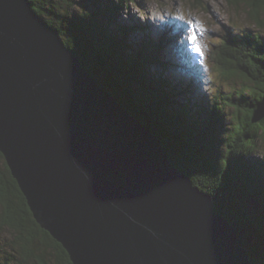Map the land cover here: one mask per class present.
<instances>
[{"label": "water", "instance_id": "obj_1", "mask_svg": "<svg viewBox=\"0 0 264 264\" xmlns=\"http://www.w3.org/2000/svg\"><path fill=\"white\" fill-rule=\"evenodd\" d=\"M264 119V97L251 122ZM0 154L71 264H252L209 195L29 0H0Z\"/></svg>", "mask_w": 264, "mask_h": 264}, {"label": "trees", "instance_id": "obj_2", "mask_svg": "<svg viewBox=\"0 0 264 264\" xmlns=\"http://www.w3.org/2000/svg\"><path fill=\"white\" fill-rule=\"evenodd\" d=\"M123 1L128 0H120ZM29 2L40 17L53 14L51 4L46 5L44 0ZM248 5L254 13V21L259 23L258 15L264 14V0H249ZM110 9L109 12L94 10L72 17L66 32L61 27L54 29L51 20L46 23L60 36H66L63 43L74 51L92 77L103 74V88L118 102H123L131 115L151 128L165 147L170 162L193 186L210 196L214 212L234 227L249 261L264 264V163L249 164L243 159L253 154L256 139H264V119L251 122L256 106L264 97V45L248 35L234 37L228 32L214 56L223 80L239 76L261 90L258 96L251 94L254 98L250 104H243L242 93L231 101L236 114L241 116L236 118L230 137L222 140L224 152L218 153L216 129L221 112L217 100L211 102L209 111L200 107L196 114L192 113V122L188 119L191 113L188 105L172 108L171 95L161 82L170 81L177 86V81L170 76L167 80L145 68L165 66L158 53L166 45L167 37L161 36L157 42L146 37L131 55L126 54L130 46H135L127 41V29L118 27V35H111L98 22L99 18L105 19L104 25L113 22L115 11ZM129 30L134 32L137 27H129ZM124 96L129 97L128 103ZM167 107L172 110L163 109ZM202 114L206 119H202ZM0 160L3 161L0 166V221L14 233L23 261L71 264L61 245L35 223L1 154Z\"/></svg>", "mask_w": 264, "mask_h": 264}, {"label": "rangeland", "instance_id": "obj_3", "mask_svg": "<svg viewBox=\"0 0 264 264\" xmlns=\"http://www.w3.org/2000/svg\"><path fill=\"white\" fill-rule=\"evenodd\" d=\"M248 2L249 0H237L235 3L232 0H44L46 5L51 4L53 14L41 18L45 22L51 20L54 29L61 27L66 32L72 17L94 10L109 12L110 8H114L112 23L104 25L105 19L100 18L97 21L111 35H118V27L127 29V41L135 45L125 52L129 55L144 38L149 37L157 42L165 35L167 43L158 53L160 62L165 66L150 65L145 68L150 73H159L165 78L170 76L177 81V86L170 81L161 82V85H166L165 91L171 95L172 108L189 106L191 113L188 114V119L191 122L192 113H197L200 107H206L209 111L211 102L217 100L221 119L216 129V150L223 153L222 140L230 137L237 123L236 118L241 116L236 114L231 101L242 93L243 104H250L253 94H261L259 88L242 77L223 80L214 59L228 32L234 37L248 35L259 39L264 45V14L260 12L259 23H256ZM190 20L193 22L191 26L187 23ZM129 27H137V30L131 32ZM142 28L145 29L143 32L140 31ZM193 32L198 37L203 56L194 51L188 39ZM60 38L63 41L66 36ZM94 79L101 85L103 74H97ZM128 98L124 96L126 103ZM172 108L163 109L170 112ZM202 119H206L203 114ZM243 159L249 164L258 161L264 163V139H256L253 154L246 155ZM2 163L0 160V166ZM14 238L12 230L1 225L0 221V264H33L23 261Z\"/></svg>", "mask_w": 264, "mask_h": 264}, {"label": "snow or ice", "instance_id": "obj_4", "mask_svg": "<svg viewBox=\"0 0 264 264\" xmlns=\"http://www.w3.org/2000/svg\"><path fill=\"white\" fill-rule=\"evenodd\" d=\"M179 19L182 20L183 17H179ZM187 23L189 24V26H191L193 22L190 20V21H188ZM188 39L190 40V42H191V44H192V47H193L194 51H195L196 53H198L200 56H203L202 47H201V45L198 43V37H197L196 33L193 32V33L190 35V37H188Z\"/></svg>", "mask_w": 264, "mask_h": 264}]
</instances>
